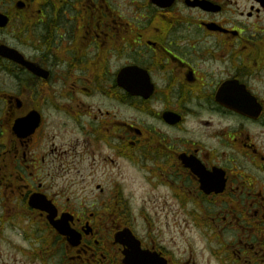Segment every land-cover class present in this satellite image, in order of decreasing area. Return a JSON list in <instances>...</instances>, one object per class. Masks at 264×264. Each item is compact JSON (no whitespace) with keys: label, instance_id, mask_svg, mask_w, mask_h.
Instances as JSON below:
<instances>
[{"label":"flooded vegetation","instance_id":"obj_1","mask_svg":"<svg viewBox=\"0 0 264 264\" xmlns=\"http://www.w3.org/2000/svg\"><path fill=\"white\" fill-rule=\"evenodd\" d=\"M0 15V264L39 259L32 236L48 264H130L140 248L196 264L122 210L120 160L145 203H190L218 264H264V0H0ZM32 194L73 215L77 246Z\"/></svg>","mask_w":264,"mask_h":264},{"label":"rangeland","instance_id":"obj_2","mask_svg":"<svg viewBox=\"0 0 264 264\" xmlns=\"http://www.w3.org/2000/svg\"><path fill=\"white\" fill-rule=\"evenodd\" d=\"M121 112H123L122 109ZM47 119L54 120V124L62 117L61 115L47 113ZM120 168L122 187L125 189V194L132 201L128 205L141 234L149 233L159 243H163V246L170 251L169 254L176 256L177 259L179 257L184 261L190 258L196 264H218L211 257L206 241L201 236L197 237L191 228L190 213L187 212L190 210V203H185L184 207L181 204L179 206L178 203H145L143 201L145 186L141 181V177L127 168L124 161L121 160ZM73 178L76 179V176H73ZM69 193L70 195L76 194L71 193V190ZM80 194L82 193L80 192ZM68 204L76 205L85 212L98 209L96 203ZM11 235L14 240H20L15 235ZM43 246L36 237L32 236V253L34 251L39 256V259L33 257L32 264H48L46 261L41 260V258L45 260V253H38V250Z\"/></svg>","mask_w":264,"mask_h":264},{"label":"water","instance_id":"obj_3","mask_svg":"<svg viewBox=\"0 0 264 264\" xmlns=\"http://www.w3.org/2000/svg\"><path fill=\"white\" fill-rule=\"evenodd\" d=\"M4 18V19H3ZM5 23V17L0 15V25H3ZM33 69V67H32ZM38 115H35V112H32V114H29L27 117L22 118L20 121L16 124V129L19 131V128H30L32 126V129L35 128V126L38 124ZM30 204L32 207L39 208L42 210H50L49 206H47L46 203H37V199L35 197H32V203L30 200ZM53 215H51L52 217ZM71 216L69 214H63L62 218L59 221L52 222L53 226L58 230V232L62 234H66L69 237V240L75 244L77 243L78 237L75 236L74 232L67 226L68 219H70ZM137 247V244H136ZM162 263L165 264L164 261Z\"/></svg>","mask_w":264,"mask_h":264}]
</instances>
